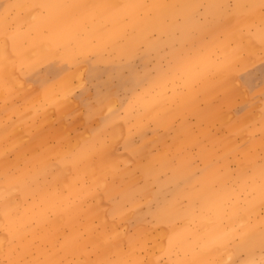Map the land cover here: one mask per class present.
Here are the masks:
<instances>
[{"label": "rangeland", "instance_id": "1", "mask_svg": "<svg viewBox=\"0 0 264 264\" xmlns=\"http://www.w3.org/2000/svg\"><path fill=\"white\" fill-rule=\"evenodd\" d=\"M0 98V264H264V0H0Z\"/></svg>", "mask_w": 264, "mask_h": 264}, {"label": "crops", "instance_id": "2", "mask_svg": "<svg viewBox=\"0 0 264 264\" xmlns=\"http://www.w3.org/2000/svg\"><path fill=\"white\" fill-rule=\"evenodd\" d=\"M60 82V81H59ZM59 82L57 83V85L59 84ZM35 84H38V83H35ZM39 85V84H38ZM40 86V85H39ZM56 89H58V86H56ZM55 89V90H56ZM1 99V98H0ZM46 101L48 102V104H51L52 103V101L54 102V100H53V98L52 97H48L47 99H46ZM1 102H2V100H0V104H1ZM45 104V103H44ZM4 110H5V108H4V106L2 107ZM27 109H30V107H28ZM32 109H34L35 111H32L30 114H31V116H30V114H26V115H24V117H22L23 119H27V117H36L37 115H38V112H39V110H40V108L38 109V108H32ZM42 115H43V113H42ZM5 116V115H4ZM37 137V135H35L33 138H36ZM81 200H83V198L81 199ZM122 200H125V201H127V198L126 197H123L122 196ZM118 206L121 208V205L118 203ZM79 213H80V215H79V217H78V223H79V218H80V216H86L87 215V213H86V211H84V210H82L81 209V207L79 208ZM106 231V230H105ZM138 236H141L140 235V233L139 232H137V235H136V237H138ZM209 258H200L199 259V261H198V263L200 264H204V262L205 261H207ZM160 262V264H191V262H190V259L189 258H187V257H185V256H182L181 258H178V259H174V260H170V261H167V262H162L161 260L159 261ZM126 264H149V262H148V259H142V260H138V261H132V262H128V263H126ZM214 264V263H213Z\"/></svg>", "mask_w": 264, "mask_h": 264}]
</instances>
